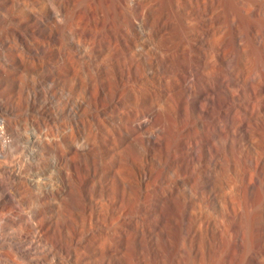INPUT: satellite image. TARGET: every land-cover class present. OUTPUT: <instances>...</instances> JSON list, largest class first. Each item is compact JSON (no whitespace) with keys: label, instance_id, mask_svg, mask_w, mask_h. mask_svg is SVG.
<instances>
[{"label":"bare ground","instance_id":"obj_1","mask_svg":"<svg viewBox=\"0 0 264 264\" xmlns=\"http://www.w3.org/2000/svg\"><path fill=\"white\" fill-rule=\"evenodd\" d=\"M214 2L187 0L199 11H207ZM215 8L208 15L210 28L205 19L198 20L187 9L182 37L177 40L172 34L168 42L153 50L123 29V53L136 59L141 56L144 67L136 76L127 67L114 77L112 103L103 108L104 116L91 123L99 132L102 127L100 141L110 153L118 155H102L107 170L103 169L87 191L76 190L81 203L68 200L59 207L66 192L75 189L66 174V163L72 165V158L64 150L63 135L55 134L57 140L47 146L45 134L37 132L36 127L26 130L23 141L27 156L22 163L17 153L22 140L13 120L17 111L13 103L2 108L0 264H161L158 255L154 261L148 252L140 257L123 252V244L129 246L133 238L128 228L133 220L126 215L128 199L138 202L140 196L143 210L139 215L150 220L147 225L152 231L160 227L152 219L164 217L162 227L173 245L178 220L188 236V222L202 213L209 183L218 190L212 208L219 212L205 214L211 217L209 231L214 238L223 231L221 225L226 221L231 223L232 239L239 233L245 238L257 209L264 222V0H228L221 25L214 19ZM69 34L73 40L78 36L72 29ZM228 38L226 48L223 42ZM240 58L245 59L244 68L230 66ZM47 66L52 96L68 106L72 127L79 126L86 120L81 115V92L66 87L55 57L48 59ZM228 69L240 77L237 87L225 73ZM236 99L241 103L232 105ZM194 109L200 110L203 128L214 131L203 132L194 126L195 137L185 140L180 135L184 125L194 121ZM216 112H221L225 121L205 120ZM58 120L61 127L64 116ZM72 144L77 149L80 143L73 140ZM131 148L139 151L142 161L137 182L118 166H133ZM45 159H49V165L42 163ZM205 160L207 164H203ZM51 207L63 218L52 219ZM200 220L198 228H202ZM77 222L91 232L88 240L81 242L73 235L72 226ZM139 224L135 222L134 226ZM187 236L182 241L184 247ZM92 245L101 251L98 262L88 251ZM116 256L124 263L115 262Z\"/></svg>","mask_w":264,"mask_h":264},{"label":"rangeland","instance_id":"obj_2","mask_svg":"<svg viewBox=\"0 0 264 264\" xmlns=\"http://www.w3.org/2000/svg\"><path fill=\"white\" fill-rule=\"evenodd\" d=\"M226 5L228 0H215L207 11H199L197 6L190 7L187 0H0V63L2 64L0 116L2 108L13 103L17 111L13 115V120L18 129L19 140H22L17 153L22 163H26L27 156L24 147L26 142L23 141L26 138V130L36 127L37 132H41V135L45 134L43 136L47 146L54 143L59 134L65 138L64 150L72 158V165L66 163V174L72 181L70 187L75 185L73 189L75 192L68 190L65 194L66 198L61 199L59 207L64 206L66 204L64 202L68 200L81 203L76 190L87 191L89 184L96 182L103 169L107 170V165H103L102 155H118L114 151L110 153L100 141L98 134L102 127L99 132L91 123L99 116H104L103 108L112 103L111 88L114 85V77L120 76L127 67L136 76L144 67L140 53L137 54L140 56L139 59L123 53L125 46L120 38L123 29L134 40L153 50L168 42L172 34L176 35L177 40L182 37L181 29L185 25L183 16L189 14L187 9L191 10L198 20L205 19L206 26L210 28L212 21L208 15L217 7L214 19L216 24H223L226 18ZM236 6L237 11L241 13L238 4ZM71 29L75 33L78 32L75 40L69 34ZM229 44V38L223 42L226 48H229ZM133 49L136 50L134 47ZM181 55L178 52V57ZM51 57H55L61 66L59 74L65 81L66 87L80 91L83 98L81 115L86 117V120L80 122L79 126L74 125V128L71 125L68 106L66 108L63 104H59L51 94L50 69L47 66V61ZM244 60V58L235 60L230 66L235 69L244 68ZM6 61L10 64H5ZM225 73L237 87L240 77L236 72L228 69ZM224 90L228 92L229 88L226 87ZM240 103L241 101L236 99L232 105ZM198 113L200 110L194 109L193 114L196 115L194 121L184 123L181 138L185 140L194 138V126L201 128L203 132L214 131L208 127L203 128V119L199 118ZM220 113L210 114L205 120L225 121L226 117ZM59 116H64L61 127H59ZM180 124H183L182 120ZM55 134L58 136L55 137ZM73 140L77 144L80 143L77 145L78 150L73 146ZM130 150L134 155L133 166H118L124 174L137 182L142 161L137 149ZM42 163L49 165L50 161L45 159ZM207 163L208 160H205L203 164ZM46 178H49L48 174ZM216 189L215 184H208L205 195L206 205H203V211L197 218L201 219L202 228H198L199 222L193 218L187 224V236L182 221L178 220L179 228L173 245L167 241L162 227L164 217L160 215L152 219L158 221L160 225L155 228L156 231H152L147 225L150 220L139 215L143 210L139 202L140 196L138 202L137 199L136 201L128 199L126 215L134 223L139 221L140 224L135 227L132 222L128 227L133 238L129 246L123 244L121 247L123 252L128 254L131 252V255L135 254L139 257L141 253L148 252L151 260L154 261L155 256L158 255L161 264H263L264 222L261 210H255L252 226L246 231L245 238L241 233L235 239L231 238L229 221L221 225L223 231H218L215 238L211 235L209 231L211 217L205 214H208V211H216L214 209L216 203L214 193L218 191ZM50 205L54 206L53 201H50ZM159 207L161 208V205ZM54 209L51 207L50 210L52 219H59L60 216H57ZM72 233L80 237L81 242L88 240L91 234L81 222L72 226ZM186 236L188 241L184 247L182 241ZM88 251L94 256V262L101 259V251L97 246H90ZM114 261L124 263L125 260L116 256Z\"/></svg>","mask_w":264,"mask_h":264}]
</instances>
